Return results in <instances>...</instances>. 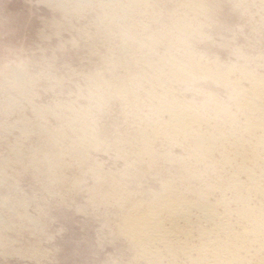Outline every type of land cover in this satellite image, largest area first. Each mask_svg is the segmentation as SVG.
Masks as SVG:
<instances>
[{"label":"bare ground","instance_id":"6f19581e","mask_svg":"<svg viewBox=\"0 0 264 264\" xmlns=\"http://www.w3.org/2000/svg\"><path fill=\"white\" fill-rule=\"evenodd\" d=\"M73 1L78 10L83 2L95 3L101 10L98 29L118 39L117 56L107 63L113 62L125 72L120 75L108 64L112 81L99 72L89 74L90 99L101 113L106 102L117 101L135 114L133 120L128 118L132 124L128 130H118L110 144L102 138L99 121L85 110L68 108L73 112L66 118L50 108H35L38 121L56 114L59 126L48 130L40 121L29 129V122L12 125L25 138L37 132L54 144L62 142L68 129L75 135L71 132L74 139H67L70 145L55 148L50 154L52 161L44 156L40 166L53 170L67 156L78 166H89L90 150L113 149L114 158L123 162L121 174L106 179L92 168L90 176L112 193L101 196L107 197L104 203L116 207L117 234L131 251L126 264H264V74L256 75L246 65L205 63L191 51L190 43L200 36L205 0L178 1L175 17L168 22L170 31L166 28L167 32L148 40L134 30L142 28V19L155 0ZM66 6L59 5L67 12ZM156 38L165 43L167 54L152 62L149 59L155 53L147 59L144 52L153 53ZM13 69L6 78L25 95L31 79L22 69ZM204 80L208 86L222 89L224 101L197 88L195 82ZM175 84L200 95L202 102L177 99ZM139 98L142 104L137 103ZM11 103L18 106L14 100ZM158 140L181 146L185 153L179 157L156 153ZM18 150L13 155L19 160ZM36 157L30 162L35 164ZM160 160L171 165L161 171ZM148 173H153L156 189L140 187V178ZM9 223L0 218V229H9Z\"/></svg>","mask_w":264,"mask_h":264},{"label":"rangeland","instance_id":"374dc122","mask_svg":"<svg viewBox=\"0 0 264 264\" xmlns=\"http://www.w3.org/2000/svg\"><path fill=\"white\" fill-rule=\"evenodd\" d=\"M68 1L0 0V218L11 223L9 229H0V264H126L131 259L127 243L115 228L116 207L111 202H103L107 197L102 196L112 193L90 176L92 168L100 170L106 179L121 174L123 162L114 158L113 149L90 150L89 166H78L67 156L64 163L48 171L44 165L40 166L43 158L49 156L51 160L50 154L55 148L61 150L70 145L75 137L72 130L64 133L62 142L57 140L52 144L53 140L37 132L25 138L18 128H13L29 122L25 124L29 129L39 122L33 112L38 107L56 110L57 115L66 118L72 115L70 109L89 112L90 117L99 121L102 138L110 144L118 130L126 131L132 125L128 122L135 114L131 109L121 108L117 101H108L101 113L89 97V74L99 72L110 81L109 65L118 74L125 73L115 63H107L117 56L118 39L112 33L101 34L96 23L102 12L95 3L83 2L78 10L76 2ZM178 1L155 0L142 19L144 28L137 27L134 32L144 40L160 36L167 32L166 28L169 32L171 18L179 8ZM263 1L205 0L206 12L199 19L200 36L190 43L191 51L205 63L215 61L228 67L246 65L254 74L263 75ZM61 3L67 5V12L59 7ZM164 44L156 38L153 53L149 52V56L144 52V58H151L155 53L154 59L149 60L156 62L159 56H165ZM13 68L22 69L28 80L31 79L25 88L27 97L15 90L6 78ZM195 84L224 101L225 93L220 87L208 86L205 80ZM173 92L179 100L202 102L200 95L184 91L178 84L173 85ZM12 100L18 106L13 107ZM139 100L137 103L143 99ZM57 117L48 115L40 122L53 130L59 126ZM180 148L161 140L155 143L156 153L167 157L184 154L185 150ZM18 149L22 156L19 160L13 155ZM33 157L39 158L36 165L30 162ZM159 162L163 163L158 164L161 171L171 165L164 160ZM154 179L153 173L143 175L140 187L156 189Z\"/></svg>","mask_w":264,"mask_h":264}]
</instances>
